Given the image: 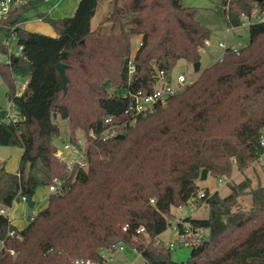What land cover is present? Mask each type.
Wrapping results in <instances>:
<instances>
[{
  "label": "trees",
  "instance_id": "trees-1",
  "mask_svg": "<svg viewBox=\"0 0 264 264\" xmlns=\"http://www.w3.org/2000/svg\"><path fill=\"white\" fill-rule=\"evenodd\" d=\"M98 3L79 0L70 16L59 19L35 15L56 36L25 30L24 13L35 3L17 4L2 22L15 25L23 46L10 63L1 59L6 29L0 27V77L17 115L15 121H0V146L22 149L16 173L0 167V208L32 197L54 179L62 181L23 229L0 213V264L102 263L101 251L122 243L146 264H247L264 258V185L251 188L244 179L225 196L207 186L202 196L198 192V181L228 178L234 167L242 171L264 152V22L248 25V44L238 54L227 48L221 61L204 68L165 106L131 123L120 90H149L158 70L169 76L179 59L200 61L211 31L196 18L198 9L182 0H114L91 29ZM216 8L226 26L236 28L243 14L264 10V0H217ZM134 36L140 44L129 75ZM58 62L65 65V91ZM16 77L26 79L19 93ZM111 82L116 87L109 94ZM5 114L0 107V119ZM57 115L67 121L71 140L77 127L100 132L108 117L121 125L112 138L88 137L87 168L69 171L55 155ZM246 194L248 208L239 200ZM189 204L205 205L207 216L184 217L177 228L204 233L187 260L178 262L159 235L171 225V208ZM140 226L144 230L136 233Z\"/></svg>",
  "mask_w": 264,
  "mask_h": 264
},
{
  "label": "rangeland",
  "instance_id": "rangeland-1",
  "mask_svg": "<svg viewBox=\"0 0 264 264\" xmlns=\"http://www.w3.org/2000/svg\"><path fill=\"white\" fill-rule=\"evenodd\" d=\"M27 1V0H22ZM33 1L34 7L29 9L24 13L25 17L32 18L40 12H45L50 6L49 2H45V0H28ZM106 1L108 0H99L98 3V11L94 18L98 19L100 14L105 11L107 5L110 9L111 4L114 0H109L106 5ZM118 3L121 0H117ZM217 0H182L183 4L186 6H193L198 9L196 18L203 23L205 26L209 28L211 31L209 37V45H205L200 50V66L198 71L193 68V64L187 62L183 59H179L175 65L172 67L170 71V75L172 81L174 82L175 77L178 73L184 74L187 80L194 81L197 79L200 72L208 67L210 64L214 63L217 57L221 54L222 50L216 45L218 41H222L228 46L241 48L248 44L249 35H248V26H239L236 28H228L225 24L224 15L219 12L216 8ZM140 39L138 36H134L131 40V52H133L137 47ZM24 79L21 77H16V85L17 87L22 84ZM116 84L115 82H111L107 87V92L113 93L115 90ZM184 89V88H183ZM6 86L4 84L3 79L0 77V107L7 108L9 106V102L5 96ZM120 93H123V90H120ZM57 125L59 126V136L53 138V142L56 145L57 149L62 150L63 144L69 141V132L67 127V121L62 119L60 116H56L53 119ZM134 123V122H132ZM74 134L76 136L86 135L87 132L83 130L81 127H77L74 130ZM64 159L74 158V155H71L67 151L63 150ZM219 176L211 177L209 176L206 181H198L200 193L204 188V186H209L208 189L210 192L217 191L220 196H225L230 192V185L239 183L244 179H248L250 182L251 188H254L258 185H264V165H261L259 161H255L242 171H238L235 167L233 168V173L230 177L224 179V183L217 184V179ZM50 194L48 187L45 188L44 185L38 186L35 189L33 195V206H28L26 202L19 201L17 206L15 205L12 211L13 215H16V219H24V216L27 214V221L32 219L36 213L38 212V208L42 207L46 198ZM240 203L244 208L251 205V196L249 194L243 195L240 197ZM20 205L21 207H19ZM247 205V206H246ZM19 207V208H18ZM192 216L204 218L207 216V207L205 205H201L199 207L189 204L186 206H178L171 208V214L169 217L170 226L159 235L160 241L164 244L169 241L174 240L172 227L176 225L177 222L181 221L184 217ZM194 238V235L191 236ZM121 248V249H120ZM102 256L105 258L107 264H146L145 259L139 255L134 249L126 246L125 244H120V247H116V249H103L101 251ZM190 254V249L186 247H176L171 251V258L174 261L182 262L186 261ZM247 264H264V258H258V260H251Z\"/></svg>",
  "mask_w": 264,
  "mask_h": 264
},
{
  "label": "built area",
  "instance_id": "built-area-1",
  "mask_svg": "<svg viewBox=\"0 0 264 264\" xmlns=\"http://www.w3.org/2000/svg\"><path fill=\"white\" fill-rule=\"evenodd\" d=\"M21 3L20 0H0V27H4L5 34L2 36V42L6 47L5 53L1 56V59L5 63H10L12 58H17L22 54L23 46L18 43V38L15 32V25H6L3 26V21L8 17L9 13L16 7L17 4ZM253 22H264V10L252 9L250 14H243L241 16V25L248 26ZM231 29H233L231 27ZM140 42L138 43V45ZM209 38L204 41V45H209ZM221 50V54L216 61H221L223 58V53L227 48H230L234 53L238 54L239 49L237 47L228 46L222 41H218L216 44ZM128 61V74L130 75L134 71V65L132 63V56ZM25 82V81H24ZM193 81L187 80V78L182 73H178L175 77L174 82L172 81L171 75L167 76L163 70H158L154 76V81L152 82L151 88L149 90H128L123 91V97H126L128 104L124 109V115L129 118L128 121L134 122L136 118L140 115H146L147 113L152 112L157 106H165L168 99L180 92L186 85L191 84ZM21 87V86H20ZM17 115L13 109L11 103L6 108V114L3 120H12L15 121ZM106 126L100 131L95 132L94 130H89L86 135L75 136L74 140L69 139L67 143L63 144V149H56L55 155L62 161L65 162L66 168L69 171H72L74 167L86 169L88 161L86 159L87 146H88V137L91 139H102L106 140L114 137L120 129V123L112 120V117L105 119ZM261 145L264 147V138L261 140ZM63 150L67 151L71 155H74V158L64 159ZM258 161L261 165H264V152L259 157ZM225 178H218L217 184L224 183ZM62 185L60 179H54L52 183L48 185L50 193H53L59 189ZM200 196L203 195L202 191L199 193ZM22 202H26V197L22 196L20 199ZM151 203H154L153 199H150ZM0 213L5 214L4 209H0ZM126 227H123L125 229ZM187 228V226H186ZM144 230L142 226L136 229V233H140ZM174 240L169 241L165 245L169 249H175L176 247H186V248H195L199 245V241L204 233V230L190 231L186 230L181 232L176 225L172 227ZM8 235H14V230H9ZM194 235V238L191 236ZM20 238V235H17ZM3 246V242L1 241ZM120 247V244L114 245L113 249ZM110 249V250H113ZM121 249V248H120ZM10 253L13 254L14 251L10 250ZM103 257V256H102ZM103 262L98 263L90 259H75V264H107L105 258L103 257Z\"/></svg>",
  "mask_w": 264,
  "mask_h": 264
},
{
  "label": "crops",
  "instance_id": "crops-1",
  "mask_svg": "<svg viewBox=\"0 0 264 264\" xmlns=\"http://www.w3.org/2000/svg\"><path fill=\"white\" fill-rule=\"evenodd\" d=\"M20 1L22 2V0H20ZM78 1L79 0H45V2L50 3V6L47 9V11H45L43 13H47L51 18H54V19H59V18H63L66 16H70L73 13L74 9L76 8ZM108 2H109V0L106 1V5L108 4ZM98 8L99 7H97L94 16L91 18V21H90L91 29H94L97 26V24L99 23V21L102 19V17L105 15V13L108 9V5H107L105 11H103V13L99 15L100 17L98 19H95V21H94V18L96 16ZM22 26L27 31L37 32V33H41V34H45V35H49V36H56V33L53 30V28L49 24L43 22L41 19H39L36 16H33L32 18L26 19L22 23ZM218 58L219 57H217L216 60ZM25 84H26V79H24L22 84L19 85V89H18L17 93H19L24 88ZM3 108H5V107H3ZM21 154H22V149L20 147H17V146H0V167L3 165L8 172L16 173L18 170V164H19V159L21 157ZM207 187H209V186H207ZM45 188H46V186H45ZM32 198H33V196H32ZM19 201H15V202H13L11 207L3 208V209H4L5 214L8 215L11 225L20 230L26 226V224L28 222L27 221L28 215L26 214L24 216V219L18 220V219H16V215L15 214L13 215L12 211H10L14 208L15 205L17 206V204H19ZM33 205H34V203H33ZM46 205H47V198H46L43 206L38 208V211L43 209ZM18 206L21 207L20 205H18ZM248 207H250V206H247V208ZM1 248H2V244H1V240H0V249Z\"/></svg>",
  "mask_w": 264,
  "mask_h": 264
},
{
  "label": "water",
  "instance_id": "water-1",
  "mask_svg": "<svg viewBox=\"0 0 264 264\" xmlns=\"http://www.w3.org/2000/svg\"><path fill=\"white\" fill-rule=\"evenodd\" d=\"M55 66H56V69L58 70V72L60 74L62 89H63V91H65V89H66V82L68 80V78H67V76L65 74V65L63 63L58 62V63H56ZM199 66H200V61H196V62L193 63V68L195 70H197V71L199 69ZM28 171H29V167L27 166V173H28ZM25 197H26V203H27V205L30 206V207L33 206V203L34 202L32 200L31 195L27 194Z\"/></svg>",
  "mask_w": 264,
  "mask_h": 264
}]
</instances>
